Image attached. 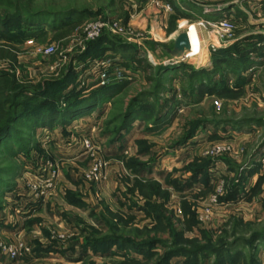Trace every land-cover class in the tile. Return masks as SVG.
<instances>
[{
  "label": "rangeland",
  "instance_id": "1",
  "mask_svg": "<svg viewBox=\"0 0 264 264\" xmlns=\"http://www.w3.org/2000/svg\"><path fill=\"white\" fill-rule=\"evenodd\" d=\"M158 2L0 0V41L18 49L17 65L0 69L47 87L37 99L62 105L71 93L115 87L85 117L45 127L20 118L2 138L0 264H264V31L252 33L264 28L241 27L237 12L232 36L220 39L213 21L166 10L165 27L153 29L149 9ZM83 9L81 25L55 41L58 15ZM98 20L107 24L100 35L122 47L91 49L84 25ZM113 23L121 30H110ZM189 25L218 43L192 38L184 61L165 62L172 32ZM226 48L254 64H219L212 74L214 53ZM107 60L109 73L121 67L124 76L99 86ZM97 161L100 176L87 179ZM49 164L53 187L34 199L31 185ZM8 244L30 252L12 259L1 249Z\"/></svg>",
  "mask_w": 264,
  "mask_h": 264
},
{
  "label": "trees",
  "instance_id": "2",
  "mask_svg": "<svg viewBox=\"0 0 264 264\" xmlns=\"http://www.w3.org/2000/svg\"><path fill=\"white\" fill-rule=\"evenodd\" d=\"M85 14V9L78 12L66 11L60 13L57 17L59 22L55 25H50L51 30L55 32L53 39L58 41L77 29L78 26L81 25L82 17ZM66 16H68V19L63 21L62 18ZM10 18L11 17H4L6 20ZM27 20L29 24H31V17ZM1 22H3V20ZM3 35L4 34H0V38H4ZM6 38L9 39L7 36ZM102 43H107L112 48H114L115 45L116 49L122 47L121 43L112 39L108 33H102L92 41L91 49L96 50L100 48ZM17 51L18 49L14 44L0 41V64L5 62V64L12 65L13 67L16 66ZM220 52L222 56L218 58ZM231 52H233L235 56L239 53L237 49L229 48L214 53V68L210 70L212 74H217V71L221 68L219 64H223L224 68L230 70H234V68L247 70L251 67V64H254L251 59H248V61L247 59L240 60L238 57H229L228 54ZM131 59L133 60V58ZM133 62L139 70L144 72H148L151 69L150 66L141 59L133 60ZM203 73L205 74V71ZM53 80L56 81L57 78ZM47 82L48 81H46L45 86H48ZM110 88H98L97 90L91 91L90 95L86 97H79L78 94L71 93V95L66 97L64 104H51L50 100L37 99L38 95L47 92V87H41L40 84L33 85L28 81H17L13 73H9L5 69H0V142L3 137L8 135L12 124L20 118L29 119L32 125L45 127L49 126L51 123L65 125L67 122H71L74 119L85 117L92 109L97 108L96 106L98 104L106 101L115 87H112V89ZM124 116L126 118L127 114ZM187 228L189 230L191 229L189 225H187Z\"/></svg>",
  "mask_w": 264,
  "mask_h": 264
},
{
  "label": "crops",
  "instance_id": "3",
  "mask_svg": "<svg viewBox=\"0 0 264 264\" xmlns=\"http://www.w3.org/2000/svg\"><path fill=\"white\" fill-rule=\"evenodd\" d=\"M158 5L161 7H152L149 10L154 13L153 20L150 19V23L153 29L158 28H164L166 25V17L167 12H177V13H183L185 12V15L188 16L191 19H194L195 21L200 20H206V21H215L218 19L228 18L230 20H236L237 15H239L238 20L240 21V26L244 28H264V20L253 18V15L259 16L260 13L264 12V0H237V1H231V0H222L219 3H211L209 5L202 4L200 0H158ZM242 4H245L243 7H241ZM161 12V14H160ZM239 14H238V13ZM252 12V14H251ZM159 13V14H158ZM243 20V21H241ZM196 26L194 25V29H189V38L191 41H193L192 38H198L200 45L205 44L209 42V40L216 43V40L214 41L212 38V34L209 32H205L202 28L198 27L196 30ZM175 27L178 28L179 24H175ZM188 26H186L184 29H187ZM180 31V30H179ZM264 30H257L252 31V33L259 32L260 34L263 33ZM178 32V30H175L172 32L170 36V40L173 39L174 35ZM263 39V38H261ZM218 43V42H217ZM216 43V44H217ZM30 207V205H29ZM17 212V210H15ZM29 210H27L28 212ZM23 212V211H22ZM25 212V211H24Z\"/></svg>",
  "mask_w": 264,
  "mask_h": 264
},
{
  "label": "built area",
  "instance_id": "4",
  "mask_svg": "<svg viewBox=\"0 0 264 264\" xmlns=\"http://www.w3.org/2000/svg\"><path fill=\"white\" fill-rule=\"evenodd\" d=\"M213 27L216 29L218 36L220 39L228 38L232 36V22L230 19H218L213 21ZM107 24L102 23L101 21L89 22L84 25V35L87 39L93 40L100 35V30L106 27ZM183 26L182 23L179 24V27ZM191 25L187 27L189 29ZM110 30L113 32L120 31L121 29L117 27L115 23H113L110 27ZM215 48L214 45L211 46ZM44 53H50L52 51V47H46L43 49ZM186 58V57H185ZM184 58V60H185ZM180 63V62H178ZM176 64V63H175ZM110 61L101 62L99 66V70L97 73V82L99 86L104 85L109 81L110 78H121L124 76L123 69L118 67L115 69V73H109ZM83 147L86 150H91L92 146L90 145L88 140H84ZM102 168V163L97 161L90 168L89 172L86 174L87 179H98L100 176V171ZM49 173L47 177L39 181L38 184L31 185V190L34 193V199H39L40 197H44L48 194V191L53 187L54 178L57 175L56 167L52 164L48 165ZM37 197V198H36ZM2 251L8 255L10 258L15 259L19 258L25 254L30 252V248L25 245H20V247L8 245H1Z\"/></svg>",
  "mask_w": 264,
  "mask_h": 264
},
{
  "label": "water",
  "instance_id": "5",
  "mask_svg": "<svg viewBox=\"0 0 264 264\" xmlns=\"http://www.w3.org/2000/svg\"><path fill=\"white\" fill-rule=\"evenodd\" d=\"M188 32L189 29L180 30L174 35L171 46L165 48V62L178 63L184 61L191 47Z\"/></svg>",
  "mask_w": 264,
  "mask_h": 264
},
{
  "label": "bare ground",
  "instance_id": "6",
  "mask_svg": "<svg viewBox=\"0 0 264 264\" xmlns=\"http://www.w3.org/2000/svg\"><path fill=\"white\" fill-rule=\"evenodd\" d=\"M223 19H228V18H223ZM182 24H184V23H182Z\"/></svg>",
  "mask_w": 264,
  "mask_h": 264
}]
</instances>
